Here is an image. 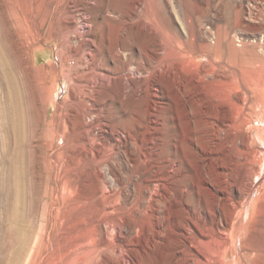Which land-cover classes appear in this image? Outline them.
<instances>
[{
  "label": "bare ground",
  "instance_id": "1",
  "mask_svg": "<svg viewBox=\"0 0 264 264\" xmlns=\"http://www.w3.org/2000/svg\"><path fill=\"white\" fill-rule=\"evenodd\" d=\"M32 2L26 6L24 23L37 39H43L52 22L49 17L55 13L66 16L65 32L75 31L79 21L71 16L73 12L69 10L73 0H65L63 4L46 3V6L42 0ZM139 4L138 0L134 1L130 12H126L128 15L124 17L128 25L126 30L120 29V39L126 32L128 35L132 33L136 20L141 21L142 18L138 17L142 14L137 13ZM148 5V15H144L143 23H147L151 32L157 34L173 20L170 0H151ZM139 25L142 27L141 23ZM84 30L88 35L92 32L89 26ZM58 33L61 35V32ZM207 33L213 32L207 30ZM207 37L200 36V42L206 49L212 50L215 45L236 48L237 45L233 39L223 35L218 25L216 40L211 41ZM76 38L78 41L71 43L70 47L72 51H78L77 55L81 53L80 45H96L95 40H86L83 34H78ZM73 44L79 46L73 47ZM162 44L163 39L160 38L155 43L156 49L159 50ZM178 45L181 46L182 42ZM258 45L263 51L258 56L264 62V36ZM213 52H204L207 62H199V70L196 71L191 69V61L185 52H172L167 62L160 59L158 52H153L156 64L150 76V72H145L148 75L145 76L135 67H124L118 76L97 73L90 82L87 81L95 84L116 80L120 82L121 95L130 92L139 96L145 88L140 85L141 81L149 78L153 82L151 85H157L154 88L156 91H152V87L145 90L150 96L146 108L151 117L157 106L156 98L160 96L158 90L162 85L166 86L165 83H168L169 91L176 96L187 115L188 100L194 98V93L199 94V190L203 195H199L197 220L192 217L195 211L187 208L190 203L185 200L182 188L172 184L171 188L175 186V197L168 199L167 193L171 188L166 180L179 173L178 167L161 151L153 127H147L148 130L146 128L140 133L130 130L127 137L118 135L116 139L111 130L117 147L115 153L107 158H103V146H92L93 141L101 139L89 134L80 138V144L74 147H68L65 141L63 145L47 144L43 149L34 146L33 138L29 140L25 134L24 110L15 97L17 81H11L10 70H7L11 67L7 68L6 59L0 56V68L8 73L3 75L4 83L9 84H6L8 100L0 114V183L7 182L8 195H23V182L29 178L28 152L45 150L56 184L51 203L54 215L37 232L31 231L32 226L23 229L18 225V221H25L19 213L7 215L9 226H4L3 231L0 228V264H128L130 261L125 258V253L130 252L134 255L135 264L138 258L155 246L162 255L172 254L174 264H264V176L255 181L262 165L264 169V95L258 94L260 90V94L264 91V70H231L233 68H227L224 63L219 65L221 62L218 64L216 59L219 56H214ZM89 57L85 60L86 57L81 55V63L86 66L92 64L95 70L99 63L94 60L93 53ZM132 57L133 54L123 53L118 48L110 58L124 66L126 60ZM65 65V59H61L55 68L60 78L70 79V67L66 69L67 73L61 71ZM77 80L79 84L73 90V99H84L82 95L85 93L80 90L84 76L79 75ZM57 103L62 105L63 101L58 100ZM253 114H258L259 124L254 123ZM67 117V113L62 111L58 114L59 133L67 132ZM151 123L154 125V121ZM59 133L55 135V142ZM138 143L143 145L141 149H138ZM117 169L127 175L125 182ZM87 173H93L100 184L97 204L93 209L89 208L90 211L83 198L76 194V179ZM137 175L149 183L136 202L132 189L137 185ZM123 186L130 188L131 192L124 203L120 202ZM163 203L166 213L161 215L163 210L160 211V205ZM131 212L135 214L132 222L129 219ZM117 215L124 216L119 219ZM252 215L254 219L248 222L247 217ZM181 216L183 223L178 219Z\"/></svg>",
  "mask_w": 264,
  "mask_h": 264
},
{
  "label": "rangeland",
  "instance_id": "2",
  "mask_svg": "<svg viewBox=\"0 0 264 264\" xmlns=\"http://www.w3.org/2000/svg\"><path fill=\"white\" fill-rule=\"evenodd\" d=\"M64 1L42 0L43 3H41L46 6V3L48 5L52 2L63 4ZM134 1L137 0H73L69 8L73 15H71L72 13L69 15L75 16L76 21H79L75 31L65 32L66 16L62 17L59 13L51 14L49 20L52 22L49 29L44 32L43 39L40 40L32 33V29L28 28L27 23H24L27 15L26 6H30L32 0H0V56L3 55L6 59L7 65H9L7 68L11 67L7 69L11 71H8L12 76L11 81L16 80L18 83L17 85L15 82V97L22 104L24 110L25 134L29 140L33 138L34 146L39 149L41 146L43 149L50 143L56 146V144L63 145L66 142L68 147H74L80 144V138L89 134L101 139V141H93L92 146H103L105 151L103 158H107L111 153H115L114 149L117 147L111 130L114 131L116 139L118 135L123 138L127 137L130 130L140 133L147 127L149 129L153 127L155 128L153 133L159 139L161 151L165 156L167 155V158H171L172 164L176 163L179 172L177 175H181H174L166 180L169 184L168 187L171 188L175 185L184 190L185 200L188 204L190 203L186 204L187 208L189 211H195V215L192 217L197 220L199 217V195H203L199 190V94L194 93L192 95L194 98L188 100L189 116L180 106L176 96L169 91L168 83H165L167 88L162 85L158 90L160 96L156 98L157 106L151 117L146 108L150 96L145 93V90L152 87V91H156L154 88L157 85H151L153 82L149 78L143 79L142 83L137 81L145 87L139 96H133L130 92L121 95L120 82L116 80H113L112 83L98 81L95 84L87 83V81L90 82L89 80L93 76L96 77L97 73H110L113 77L118 76L124 67H135L144 72L145 76L150 72V76L152 68L156 64L153 52H158L160 59L166 60V62L171 59L172 52H185L188 60L191 61L189 65L193 71L199 70V62L201 64L207 62L204 52L213 51L217 53L213 52L214 56H219L216 58L218 64L221 62L219 65H223L222 63H224L227 68H233L231 70L240 69L250 72L264 70V62L258 56L263 52L258 41L264 36V0H170L174 21L170 20L168 24H165L168 26L164 25L165 29L158 32V35L151 32L147 23H143V21L145 22L144 18L148 15V3L150 4L151 0H138L140 6L137 13L142 14L138 18L143 20H136L132 33L128 35L126 32L123 39H120V29L126 30V25H128L124 16L128 15L126 12H130ZM145 14L146 16H144ZM140 23L142 27L139 25ZM25 24L26 26H24ZM146 25L147 27H145ZM216 25L219 26L224 36L226 35L236 42V48L215 45L211 50L203 46L200 42L201 34L211 38V41L212 39L216 40ZM88 26L92 30L89 35L84 30ZM207 30L213 32V35L205 34ZM58 32H61V35ZM78 34H83L86 40L89 38L95 40V46L90 47L85 43L82 46L77 45L81 47L79 52L83 58L86 57L85 60L90 59V53L94 54V60L99 63L95 70L92 69L94 68L92 64L89 65L92 67L82 64L81 55L75 54L78 51L71 50L70 44L78 41L76 38ZM160 38L163 39V44L158 50L155 43L159 42ZM178 42H182V45L179 46ZM118 48L123 53L133 54V59H127L124 66L110 58L113 51L115 52ZM155 49L156 51H154ZM61 59H65L66 64L61 71L67 73L66 69L71 68L70 79L59 77L55 65L59 64ZM100 63L102 64L100 65ZM4 71L3 67L0 68V114L8 100L7 83H4L5 78L3 77L8 73ZM79 75L84 76L81 89L78 88V90L80 89L82 94L85 93L82 95L85 100L73 99V90L79 84L77 80ZM11 81L8 82L11 83ZM189 87L192 88L190 84ZM260 91L258 94L264 95V91L261 94ZM58 100L63 101V104L57 103ZM61 111L67 113L68 116L66 133L58 131V114ZM252 118L255 124H259L258 114H253ZM151 121H154V125ZM57 133L59 134L55 142L54 138ZM137 146L138 149H141L143 145L138 143ZM261 167L260 174L255 177L256 182L264 176L263 165ZM27 171L29 178L23 182V195H8L7 182L0 183V228L2 227V231L6 226H9L8 214L19 213L22 215L25 221H18V225L23 229L25 226L30 228L32 226L31 231L34 233L40 229L43 223H48L54 215L51 203H53L55 194V176L45 150L28 152ZM117 172L122 174L123 182H125L127 175L120 169H117ZM92 174L87 173L84 177L76 179V188H78L76 194L83 198L88 209L94 208L99 195L100 184ZM139 177L137 175V185L132 189L136 202L143 196L144 187L149 183ZM174 187L170 189L169 194L167 193L169 200L175 197ZM121 194L120 202L124 203L126 197L131 195L130 188L123 186ZM160 206H162L160 211H163L159 212L164 215L166 213L165 204ZM117 216L120 219L124 215ZM134 217V212H131L129 214L131 222ZM178 219L183 223L182 216ZM253 219V215L247 217L248 222ZM193 231L195 233V229ZM120 254L119 250L118 255ZM125 254V258L130 261L128 264H133L134 255L131 252ZM135 264H174V262L172 254L162 255L155 246L138 258Z\"/></svg>",
  "mask_w": 264,
  "mask_h": 264
}]
</instances>
